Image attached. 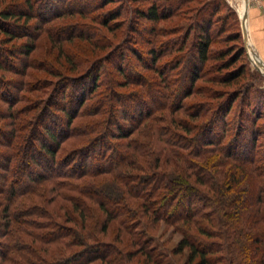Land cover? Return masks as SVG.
<instances>
[{"label": "rangeland", "instance_id": "374dc122", "mask_svg": "<svg viewBox=\"0 0 264 264\" xmlns=\"http://www.w3.org/2000/svg\"><path fill=\"white\" fill-rule=\"evenodd\" d=\"M150 8L156 18L146 15ZM246 8L264 12V0H0V10H30L6 24L10 34L0 25V264H199L198 257L192 258L188 248L181 246L182 226L156 220L139 207L141 193L126 192L119 180L128 173L111 169L92 177L100 167L107 171L113 165L98 162L100 143L87 146L94 134L82 133L94 118L89 116L94 113L91 110L105 101L102 93L141 90L130 81L140 73L158 90L147 98L157 105L164 102L160 84L180 78L182 72L189 78L184 91L194 90L182 99L186 104L214 101L215 89L230 90L242 83L264 89V74L249 60V56L258 60L250 44L234 63L245 65L239 83L216 82L221 59L233 56L240 44L234 34L240 32L239 16L244 21ZM204 32L210 37L206 58L195 64V41ZM183 42L184 48L175 51L178 47L173 46ZM152 49L159 56L156 61L150 58ZM182 58L186 65L182 62L178 70L171 69ZM121 68L124 77L118 73ZM94 81L99 85L93 95ZM67 91V97H62ZM62 107L77 131L67 128ZM133 107L136 110L129 108L127 119H122L121 110L115 114L121 125H136V114L143 106ZM170 116L184 118L179 112ZM187 123L184 128H190ZM43 125L57 131L58 145L51 143V158L37 152L42 150ZM111 129L113 135L107 142L113 146L131 138L138 139L137 144L146 141L136 131L125 138L113 124ZM176 132L186 144L184 137L191 133ZM123 147L118 146L114 154L128 156L125 171L137 176L128 184L139 192L143 182L160 173L147 170L142 157H131V148ZM122 161L114 158V163ZM167 169L175 168L167 164ZM144 171L153 173L147 176ZM188 179L192 181V175ZM61 182L68 189L57 190ZM82 186L101 193L107 190L116 203L108 205L102 197L91 202L72 190ZM99 201L107 204L114 218H106ZM193 212L199 226L210 227L208 208L199 205ZM213 222L220 232L221 226ZM188 229L196 233L193 225ZM79 238L84 245L77 244ZM202 240L214 252L208 255V264H251L245 251L236 253L224 238Z\"/></svg>", "mask_w": 264, "mask_h": 264}, {"label": "trees", "instance_id": "16d2710c", "mask_svg": "<svg viewBox=\"0 0 264 264\" xmlns=\"http://www.w3.org/2000/svg\"><path fill=\"white\" fill-rule=\"evenodd\" d=\"M29 11V9L0 10V25L8 29L5 30L6 34L12 32L6 24L12 22V19L22 18L25 15L24 12ZM155 13V10L150 8L146 15L149 18H156ZM239 24L240 32H235L234 40L239 41L240 44L235 47L236 52L233 56L226 60L221 59L223 66L217 69L219 71L215 76L217 83H234L235 85L245 74V65L234 66L235 61L241 58L243 53H247L249 47L246 48L244 44L242 15L239 16ZM209 43L208 33H201L196 38L195 60L197 62L195 64L205 60ZM184 46L183 42L182 45L177 44L173 48L178 47L175 51L180 52ZM149 55L154 61L159 59L154 49L149 51ZM249 60L256 67L257 72L264 74V66L257 61L256 63L250 56ZM182 62L185 64L186 60L179 59L178 64L171 69L178 70ZM192 67L191 71L195 66ZM222 69L227 70L220 72ZM118 73L123 77L126 76L122 68L118 69ZM188 79L182 72L180 78L175 77L160 84L162 90H159V93L164 96H162L164 102L161 105L150 104L147 101V98L153 97L158 90L141 73L130 80L131 83L141 87V90L121 94H111V92L108 94L107 91L102 93L101 96L105 101L101 102L95 110H91L94 113L89 116L94 118L85 126L86 129L83 130L82 135L94 134L84 143L86 142L85 144L89 147L100 143L102 150L97 155L98 162L113 165V167L106 169L107 171L100 167L97 172H91V175L95 177L102 173H109L111 169L114 172L118 170L124 174L128 173L126 176L121 175L122 178L119 180L126 192L132 196L141 193V196H137L141 199L139 207L145 209L156 220L179 228L182 226L181 246L188 248L192 258L198 257L199 264H208L211 257L208 255L214 253L207 246L208 243L203 242L202 237L215 236L224 238L225 242L233 246V251L236 253L238 250L245 251L251 264H264V89L253 84L242 83L238 84L240 88L215 89L213 91L215 94L211 96L214 101L203 102L202 105L186 104L182 99L194 91H184L186 89L184 84ZM94 85L90 91L93 95L94 89L99 84L94 81ZM67 94L68 91L66 95L62 94V97H67ZM135 104L137 107L143 106L140 111H136L137 114L135 112L136 125L132 127L121 125L115 114L121 110L122 119H127L126 113L129 108L136 110V107H133V105L136 106ZM66 111V108L62 107L63 119L65 118L68 122L67 128L77 131L76 126L71 128V118H68L69 113ZM157 111L159 112L155 114ZM175 112L181 113L184 118L176 119L170 116ZM195 119L200 121L195 123ZM187 121L191 124L190 128H184L188 124ZM158 123L162 124L158 125ZM112 124L120 132L117 133L121 137L128 138L136 131L146 141L137 144L138 139L131 138L125 144L111 145L107 139L113 135ZM59 126L61 125L58 124L57 127ZM124 128L127 130L124 131ZM41 130L42 141L39 143L42 150L38 148L37 152L51 158L54 154L51 143L58 145L57 131L49 125H43ZM176 131L191 133L188 138L184 137L187 140L186 144L178 139L180 133ZM122 145L123 148H131V157L134 154L142 157L147 170L158 169L157 173H160L155 174L148 182H143L139 192L132 190L130 185L132 181H135L136 174L125 171L128 164L125 160L128 156L119 152L114 154L115 149ZM116 157L124 161L114 163ZM167 164L173 165L175 169L168 170ZM144 172L147 176L153 173ZM191 175L193 180L189 181L188 177ZM114 177L115 181H118L116 174L113 175ZM62 183L64 182L60 183L57 190L67 188L68 185ZM114 187L117 189L116 186ZM72 190L84 195L91 202L97 197H102L108 205L116 203L107 190L101 193L99 190L90 191L83 186ZM95 191L96 195H94ZM152 203L154 206L150 205ZM185 203H187L186 206H184ZM98 205L108 220L114 218L110 215L107 204L99 201ZM199 205L209 209L210 218L206 219L210 223L208 228L199 226L194 220L196 212H193V208ZM74 211H77L79 216H85L79 209ZM214 220L221 226L220 232L214 228ZM70 221L75 222V219ZM191 225L195 227L196 233L189 231L188 228ZM76 242L84 245L81 238ZM254 257H258L256 261Z\"/></svg>", "mask_w": 264, "mask_h": 264}, {"label": "crops", "instance_id": "0c3cea01", "mask_svg": "<svg viewBox=\"0 0 264 264\" xmlns=\"http://www.w3.org/2000/svg\"><path fill=\"white\" fill-rule=\"evenodd\" d=\"M246 10L244 19L246 21L247 44H250L255 50L258 56L257 61L264 64V12L256 8H251V10L246 8Z\"/></svg>", "mask_w": 264, "mask_h": 264}, {"label": "water", "instance_id": "95a60500", "mask_svg": "<svg viewBox=\"0 0 264 264\" xmlns=\"http://www.w3.org/2000/svg\"><path fill=\"white\" fill-rule=\"evenodd\" d=\"M243 23H244V44H245V47H247V40H246V21H245V19H244V21H243ZM260 65H264V64H262V63H260L259 61H257Z\"/></svg>", "mask_w": 264, "mask_h": 264}]
</instances>
